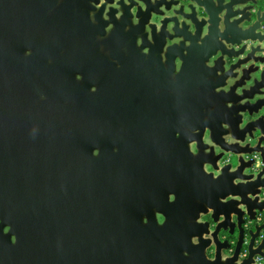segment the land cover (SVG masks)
<instances>
[{"label":"water","instance_id":"obj_1","mask_svg":"<svg viewBox=\"0 0 264 264\" xmlns=\"http://www.w3.org/2000/svg\"><path fill=\"white\" fill-rule=\"evenodd\" d=\"M66 1L73 18L57 25L69 28L72 50L102 48L119 59L122 49L141 56L148 50L142 66L159 61L173 91L169 98L181 91L185 101L199 83V97L206 101L198 107V127L209 129L213 145L238 156L236 165L222 167L214 177L203 169V162L214 165V147L211 154L205 151L208 144L200 151L196 200L185 189L179 195L181 229L174 242L163 235L165 264H264V97L254 100L264 94V60L255 56L264 52V0ZM57 2L0 0V264H80L83 252L94 255L96 240L98 264H156L159 259L130 253L128 234L49 228L52 215L86 213L89 218L128 210L130 204L126 192L98 175L93 183L87 170L67 160L68 147L80 144V112L61 101L66 93L81 102L89 96L88 87L71 81L75 87L65 93L47 91L43 79L32 77L42 59L24 56L30 48L47 55L51 25L42 17ZM38 91L50 97L40 105Z\"/></svg>","mask_w":264,"mask_h":264},{"label":"flooded vegetation","instance_id":"obj_2","mask_svg":"<svg viewBox=\"0 0 264 264\" xmlns=\"http://www.w3.org/2000/svg\"><path fill=\"white\" fill-rule=\"evenodd\" d=\"M74 11L78 15L76 8ZM72 18L67 1L58 0L42 17L43 23L51 25L47 55L30 48L24 51V56L42 59L38 64L41 69L33 71L32 77L38 81L43 79L47 91L61 89L65 93L67 88L75 87L71 81L78 88L88 87L89 96L81 102L66 98V93L61 101L64 108L73 106L80 112V144L68 147L67 160L87 170L93 183L98 181V175L114 184L116 190L126 192L130 204H127L128 210L110 215L95 214L89 218L86 213L67 214L63 218L52 215L48 217L49 228L95 234L108 228L114 235L128 234L133 243L130 246L131 243L126 242L131 254L139 253L144 258L159 259L156 264H165L168 255L163 235L170 234V240L174 242L181 229L182 211L177 201L183 189L190 193L192 200L195 199L200 151L206 144L209 145L206 153L211 152V145L214 147V165L203 162V169L214 177L219 175L222 167L236 165L238 156L213 145L209 129L205 126L203 131L198 127V107L206 101L199 97V83L187 100L183 101L181 91L179 96L176 91V97L171 99L168 95L173 91L167 87L169 78L163 74L159 61L152 60L150 67L142 66L149 60L148 50H141L140 53L146 54L141 56L122 49L120 59L102 48L97 52L72 50L69 28L57 25L70 23ZM245 43L236 49H241ZM257 55L264 60V52H256ZM210 64L208 61L207 65ZM176 67L171 76L175 82L178 81L179 63ZM260 68L264 70V64ZM225 89L228 90L229 86ZM163 92L164 96H161ZM38 96V105L49 97L44 91H38ZM259 97H264V94H256L254 100ZM207 104L209 101L203 106V113H207ZM209 107L212 111L214 106ZM222 110H225L223 103L220 113ZM260 113H264V108ZM193 124L198 128L194 129ZM224 139L230 141L227 135ZM8 231L9 226L5 225L4 232ZM156 240L157 246L152 247ZM15 241L12 234V242ZM96 247L93 256L91 252L89 255L83 252L80 264H93V260L94 264L100 262L99 240H96ZM155 250H159L157 257H151Z\"/></svg>","mask_w":264,"mask_h":264}]
</instances>
